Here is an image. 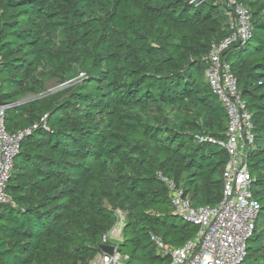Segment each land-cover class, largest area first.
Instances as JSON below:
<instances>
[{"label":"trees","instance_id":"obj_1","mask_svg":"<svg viewBox=\"0 0 264 264\" xmlns=\"http://www.w3.org/2000/svg\"><path fill=\"white\" fill-rule=\"evenodd\" d=\"M215 1L0 0V104L19 102L5 129L24 133L0 204V264H90L117 209L128 264H169L152 237L178 248L195 236L157 173L193 207L222 198L226 115L205 70L229 31ZM237 2L252 33L222 59L251 114L260 206L241 264H264V0ZM75 70L83 78L61 101L20 103Z\"/></svg>","mask_w":264,"mask_h":264},{"label":"built area","instance_id":"obj_2","mask_svg":"<svg viewBox=\"0 0 264 264\" xmlns=\"http://www.w3.org/2000/svg\"><path fill=\"white\" fill-rule=\"evenodd\" d=\"M218 3L226 18L229 34L210 46L206 57L208 67L205 78L226 115V140L221 144L227 154V162L222 171V198L214 207H193L173 180L157 173L159 180L168 189L173 212L184 222L197 227L195 236L178 248L164 246L152 237L158 248L169 256V264H241L246 252V242L254 231L260 210L259 203L250 192V175L246 164L249 149L254 142L251 114L240 97L231 67L222 59V55L231 46L250 38V14L237 0H218ZM82 78L83 73H79L77 82ZM18 104L19 102L0 104V204L11 202L5 187L19 150V141L24 134H8L4 115L6 110ZM43 120L44 118L41 119ZM207 140V137L196 136L198 143ZM115 215L116 224L102 236L101 243L112 246L113 253L109 255L100 251L90 264H128V257L118 251L117 242L125 225V214L117 209ZM120 217L122 219L118 223Z\"/></svg>","mask_w":264,"mask_h":264},{"label":"rangeland","instance_id":"obj_3","mask_svg":"<svg viewBox=\"0 0 264 264\" xmlns=\"http://www.w3.org/2000/svg\"><path fill=\"white\" fill-rule=\"evenodd\" d=\"M215 2H218L216 0ZM79 72L77 70L74 71V73L68 77L65 82H59L57 78L51 77V76H45L44 77V82H45V87L44 90L36 93V94H26L22 97H20V103H28V102H41L43 104H49L53 102H58L63 99L65 95L68 94V92L71 90L72 87L77 85V76ZM148 119L151 121L152 118L148 116ZM121 217L118 220V223L121 221ZM125 223V220L124 222ZM120 227H117L119 229ZM124 228V227H123ZM123 230V229H122ZM121 235L122 231L120 232V238L118 241H121ZM131 264H138L136 262H132Z\"/></svg>","mask_w":264,"mask_h":264},{"label":"water","instance_id":"obj_4","mask_svg":"<svg viewBox=\"0 0 264 264\" xmlns=\"http://www.w3.org/2000/svg\"><path fill=\"white\" fill-rule=\"evenodd\" d=\"M180 219L183 220L182 218H180ZM113 250H114L113 247L110 245H101L100 246V251H102L103 253L109 254V255H111L113 253Z\"/></svg>","mask_w":264,"mask_h":264},{"label":"crops","instance_id":"obj_5","mask_svg":"<svg viewBox=\"0 0 264 264\" xmlns=\"http://www.w3.org/2000/svg\"><path fill=\"white\" fill-rule=\"evenodd\" d=\"M119 240V239H118ZM119 243V241H117Z\"/></svg>","mask_w":264,"mask_h":264}]
</instances>
